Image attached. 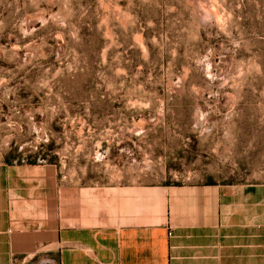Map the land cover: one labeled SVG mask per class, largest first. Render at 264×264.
<instances>
[{"label":"rangeland","instance_id":"374dc122","mask_svg":"<svg viewBox=\"0 0 264 264\" xmlns=\"http://www.w3.org/2000/svg\"><path fill=\"white\" fill-rule=\"evenodd\" d=\"M28 168L67 212L257 185L264 264V0H0V222Z\"/></svg>","mask_w":264,"mask_h":264},{"label":"crops","instance_id":"0c3cea01","mask_svg":"<svg viewBox=\"0 0 264 264\" xmlns=\"http://www.w3.org/2000/svg\"><path fill=\"white\" fill-rule=\"evenodd\" d=\"M27 170L8 177L19 184L13 199L24 190L31 201L0 222L8 243L0 260L9 264L17 253L31 264H252V257L257 264L258 197L246 193L253 184L161 186L99 211L80 198L67 212L60 195L51 205L43 179ZM0 193H7L1 180Z\"/></svg>","mask_w":264,"mask_h":264}]
</instances>
